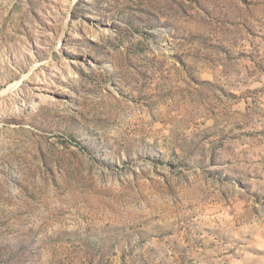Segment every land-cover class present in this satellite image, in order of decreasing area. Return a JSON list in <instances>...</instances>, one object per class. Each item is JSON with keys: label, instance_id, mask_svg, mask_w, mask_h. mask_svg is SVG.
Returning a JSON list of instances; mask_svg holds the SVG:
<instances>
[{"label": "rangeland", "instance_id": "rangeland-1", "mask_svg": "<svg viewBox=\"0 0 264 264\" xmlns=\"http://www.w3.org/2000/svg\"><path fill=\"white\" fill-rule=\"evenodd\" d=\"M0 264H264V0H0Z\"/></svg>", "mask_w": 264, "mask_h": 264}]
</instances>
